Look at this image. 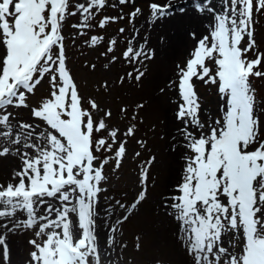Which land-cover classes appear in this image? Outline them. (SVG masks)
I'll return each instance as SVG.
<instances>
[{"label":"snow or ice","instance_id":"1","mask_svg":"<svg viewBox=\"0 0 264 264\" xmlns=\"http://www.w3.org/2000/svg\"><path fill=\"white\" fill-rule=\"evenodd\" d=\"M187 3H146L150 26L177 13L207 21L205 34L189 33L194 48L184 63L176 65V79L168 84L177 97L175 120L182 124L177 132L192 155L185 157L184 175L175 189L179 195L164 197L162 207L179 225L178 239L190 264H264V120L258 114L264 109H259L252 85L254 79H264V50L255 39L264 0H191V7ZM106 6L119 7L120 14L105 15L94 24ZM144 13L137 0L110 5L108 0H0V157L14 154L20 160L12 175L18 182L0 184V218L11 223L0 227L9 232L33 229L35 237H46L43 243L29 241L34 264H103L96 220L99 194L107 191L101 183L107 179L103 169L109 156L97 154L114 151L119 168L126 153L120 129H111L106 122L111 111L95 117L93 110L101 112L100 105L89 99L85 106L78 92L67 66L63 25L68 17L79 15L72 28L84 36L93 27L104 29L127 19L131 37L122 58L134 65L127 77L139 82L145 75L141 66L156 55L146 38L138 39L135 21ZM125 31L118 29L120 34ZM103 41V35H91L85 43L96 47ZM116 44L117 38H110L100 55L113 53ZM116 60L112 55L110 62ZM46 78L49 95L30 104L29 96ZM194 78L218 86L224 103L221 118L214 122L201 121ZM103 86L107 88V81ZM11 109H27L29 120ZM135 131L132 124L123 136H134ZM155 160L151 157L148 167L141 169V185ZM145 197L144 187L130 206L105 196L114 200L106 215L110 219L117 207L131 214ZM17 211L26 213V218L16 219ZM128 218L117 217L111 233ZM115 242L110 234L108 247ZM0 245L7 262L9 249L3 236Z\"/></svg>","mask_w":264,"mask_h":264},{"label":"rangeland","instance_id":"2","mask_svg":"<svg viewBox=\"0 0 264 264\" xmlns=\"http://www.w3.org/2000/svg\"><path fill=\"white\" fill-rule=\"evenodd\" d=\"M75 2L76 0H71V3ZM113 2L116 0H108L109 5ZM146 3L147 0H137V6L144 9L145 13L136 19L135 26L140 29V37L138 38L140 42L146 38L147 46L155 49L156 55L141 66L145 75L139 82L127 77L126 73L132 71L134 65L127 64L122 58V51L126 47L127 40L131 37V26L128 25L127 19L115 24L110 23L104 29L93 27L86 30L84 36L78 35L77 30L72 28V24L79 22V15L68 17L62 28L67 66L78 86L79 94L84 98L85 106H87V100H95L101 108V112L93 110V115L97 118L101 117L103 112L111 111L112 116L106 122L111 129L119 128L118 135L126 141V153L119 168L115 167L114 151L97 154L101 158L109 156V162L103 169L107 179L101 183V187L106 188L107 191L99 194L97 209L100 215L96 220V234H102L97 230L102 223H105L106 220L107 222L112 220L113 223L108 222V227H105L104 224L103 231L105 233L103 235H106L107 239L110 234L115 236L116 242L112 247L113 253L109 257L114 264H178L180 261L177 252L172 247L170 238L164 236L163 240H158L156 211H153L154 202L161 195L162 184L168 179L166 176L169 172L168 167H166L167 160L175 157L172 153V146H175L172 142L173 128L171 127L169 130L166 127L165 116H163L164 106L160 102L165 101L167 105L172 104L175 108L176 99L170 97L173 88H169L168 84L169 81L176 79V65L184 63L189 58V53L194 46L190 47L187 52L181 50L173 56L174 52L171 50L174 45L171 39L178 35V31L187 35L190 29H182L181 27L177 29L178 23L173 22L175 15L150 26L147 23ZM189 4H191V0H189ZM124 12L125 14L128 12L127 7H124ZM119 14V7L106 6L93 23H98V20L105 15ZM120 27L126 28L125 33L120 34L118 32ZM91 35H103L104 41L96 47H89L85 41ZM112 37L117 38L114 52L107 56H101L100 53L106 50L107 42ZM161 38H163V42ZM255 39L261 49L264 50V15L258 17ZM112 55L117 57L114 63L110 62ZM249 58H254V56L249 54ZM92 64L96 65L94 70L91 68ZM209 67L214 68V65L210 63ZM169 72L172 74L168 76ZM121 77H124L123 83L120 81ZM105 81H107V88L103 86ZM194 82L201 105V121L204 123L209 120L214 122L215 119L221 118L220 106L224 101L221 100L218 86L204 84L195 78ZM252 85L256 89L259 109H264V79H254ZM161 88H164L165 92H161ZM50 91L51 88L46 78L37 86L35 94L29 96L28 102L34 105L42 97H47ZM171 96L174 97V95ZM138 105H143V107H138ZM122 108L127 111L121 113ZM11 110L16 112L20 119L26 122L29 120L27 109ZM258 114L264 120V110H259ZM173 115L175 116V109ZM132 124L136 125L134 136H123L127 127ZM180 127H182L181 123L176 130ZM137 140L141 141L144 146L142 147L141 143H137ZM116 147L118 145H114V150ZM186 150L188 149L186 148ZM137 152L140 153L139 156L135 155ZM190 155L192 153L189 150V154L185 153L184 158ZM153 156L156 160L148 169L146 184L141 185V169L148 167L147 161ZM0 182V184H5L4 178H0ZM170 184L172 189L169 196L179 195L175 190L179 183L174 181ZM142 187L146 189V197L131 214L117 207L114 215L110 219L107 217L105 209L109 204H114V200H105V196L113 197L130 206ZM125 215L129 218L119 225L117 232L111 233V225L115 223L116 218H122ZM29 241L24 243L26 245V251L23 252L24 260L27 258L30 260V254L34 250H31ZM182 259L185 261L188 257L185 255ZM113 263L110 262V264Z\"/></svg>","mask_w":264,"mask_h":264},{"label":"bare ground","instance_id":"3","mask_svg":"<svg viewBox=\"0 0 264 264\" xmlns=\"http://www.w3.org/2000/svg\"><path fill=\"white\" fill-rule=\"evenodd\" d=\"M172 2L173 4H182L184 3V0H172ZM186 6L191 7V4H189V0ZM173 22L178 23L177 29L180 27L182 29L185 28L190 29L187 35L183 34L182 31H178L177 32L178 35L171 39L174 45V47L171 50V52H174L173 56L177 55V53H179V51L181 50L187 52L190 50V47L195 45V42L189 35L191 31H195L198 37L201 36L202 34H205V23H207V21L191 16V14L183 15V16L181 14H176ZM171 72L168 73V76L172 74ZM171 95H174V97ZM171 95H170L171 98L176 99L174 90H172ZM160 103L162 104V106H164L163 116H165L164 119L166 120L165 121L166 127L169 130L171 127L173 128L172 142H174L173 144L175 146H172L173 147L172 153H174L175 157H171V159L167 160L166 167H168L169 172L168 173L166 172L167 173L166 176L168 179L163 182L161 187L162 189L161 195L154 202L155 205L153 211H156L155 212L156 221H157L156 228H158L157 231L159 233L158 240L159 241L163 240L164 236L170 238L172 242V247L175 249V251L177 252V256H179L180 259V261H178V264H189L190 263L189 257L185 261L182 259V257L185 256V251L181 245L180 240L178 239L179 225L177 221L172 218V216L165 214L166 210L162 207L164 197L169 196L170 191L172 189L170 183L174 181L181 183L182 181V177L184 175V167H185L184 156L185 153L189 154V150H186V148L184 147V142L176 130L180 122L176 121L175 116L173 115V110L175 108H173L172 104L167 105L165 101ZM32 155H35L34 152L32 153ZM19 167H20V160L14 154L5 157H0V178L1 179L4 178L5 185L8 182H13V183L18 182V180L16 181L12 180V175L14 170H17ZM48 199L50 203H55V201L51 200L50 198ZM15 218L21 220L25 219L26 213L22 211H17ZM108 222L113 223L112 220ZM3 224H7L8 227H11L9 218H0V225ZM104 224L105 223H102L97 228V230L100 233H102L100 235H97L98 243L100 245V249L102 252L101 258L103 264H110V262L113 263L112 259L111 258L109 259V257H111L113 253V248H112L113 245L111 248L108 247L107 236L103 235L105 233L103 231ZM57 231H60V229H57ZM0 236L4 237L6 241V245L9 249V260L6 262L3 257L4 245H0V264H34V262L31 261V257L30 260L28 258L25 260L23 259L24 256L23 252L26 251V247H25L26 245L24 243L27 242V240L31 241L33 239H37L38 242L43 243V239H44V238L42 239L35 237V230L25 229L23 227L15 229L14 231L11 232H9L5 227H0ZM27 245L29 244L27 243ZM30 246H31V250H33L34 249L33 245L31 244ZM181 260H183L184 262Z\"/></svg>","mask_w":264,"mask_h":264}]
</instances>
